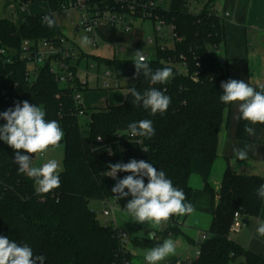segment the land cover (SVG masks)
Wrapping results in <instances>:
<instances>
[{
    "label": "trees",
    "instance_id": "trees-1",
    "mask_svg": "<svg viewBox=\"0 0 264 264\" xmlns=\"http://www.w3.org/2000/svg\"><path fill=\"white\" fill-rule=\"evenodd\" d=\"M3 1V0H0ZM44 1L56 11L68 0H23L34 3ZM117 1V3H116ZM128 0H91L99 7L120 9ZM130 1V0H129ZM185 0H173L169 10H157L159 18L173 25L180 37L172 52H157L156 59L147 61L155 72L170 67L172 78L166 84H151L143 73L133 85L125 88L128 93L123 104L114 107L88 109L77 105L70 88L62 87L50 74L48 66L34 71L24 60L15 58L5 63L0 55V113L17 103L28 101L44 109L46 120H56L64 137V171L60 173V186L47 194L38 195L34 180L18 172L14 162L15 150L0 140V236L21 246L27 244L34 255H43L44 264H124L131 263L133 254L122 243L120 231L114 222L103 224L92 201L106 204L113 202L120 210L131 196L117 199L111 189L118 179L131 173L120 172L114 180L105 176L109 164L128 163L132 159L152 163L157 171L165 172L173 186L182 189L186 202L192 204L194 190L189 185L193 174L203 180V193L212 199V223L205 232L208 239L199 244L200 255L194 260L174 259L169 264H264V255L256 253L230 237L235 213L259 217L264 199L257 189L264 185L263 176L237 174L227 167L222 186L216 191L209 183L213 163L218 159L219 134L225 116L234 102L224 104L222 82L230 80L228 61L223 65L217 56L226 42L224 20L208 10L200 14L186 12ZM22 2V3H23ZM215 0H210V3ZM46 14L24 15L19 21L0 19V48L19 51L26 41L56 40L62 32L56 23L49 28L42 21ZM182 57V59H180ZM99 64L109 65L119 77L134 76L133 59L89 57ZM168 59L187 65L183 75L163 61ZM141 94L150 88L163 91L171 104L163 114L152 115L150 110L133 103L129 88ZM89 116L83 126L79 112ZM149 119L155 135L151 138L131 136L128 125ZM6 121L0 118V125ZM248 121L239 118L238 137L246 140ZM264 130V124H260ZM102 137V139H97ZM22 154V150H20ZM147 184V177L144 178ZM127 191V190H126ZM127 213V212H126ZM177 235L168 229L161 240L150 236L132 240L134 247L151 249L161 245L168 235Z\"/></svg>",
    "mask_w": 264,
    "mask_h": 264
},
{
    "label": "clouds",
    "instance_id": "clouds-1",
    "mask_svg": "<svg viewBox=\"0 0 264 264\" xmlns=\"http://www.w3.org/2000/svg\"><path fill=\"white\" fill-rule=\"evenodd\" d=\"M43 23L49 28L56 25V20L49 15L42 17ZM92 41L88 36H83L80 46L85 48ZM133 61L135 76L141 72L144 77L150 78L151 84H166L173 76L170 67L151 69L142 51L135 52ZM223 94L220 101L224 104L237 102L239 105L240 119L255 125L264 124V84L252 86L241 80L230 79L221 83ZM133 103L150 110L152 115L163 114L171 104V98L163 91L156 88L145 90L143 94L136 88H129ZM42 107L30 104L28 101L17 103L15 108H9L0 113V118L6 121L0 125V140L15 150L14 162L19 165L18 172L26 174L34 180V190L38 195L47 194L60 186V162L49 159L42 166L32 165L30 155H22L20 150L28 154L43 155L48 149L58 147L64 137V132L56 120H46ZM131 136L151 138L155 135L152 120L143 119L128 125ZM248 135H254L253 127L245 126ZM97 139H102L98 137ZM237 160L248 159L247 148L234 149ZM109 170L105 176L114 180L120 172L131 173L118 179L111 189L117 199L131 196L125 205V211L132 221L147 223L150 226H159L167 222L174 215L190 214L194 209L190 202H186V195L182 189L173 186L171 179L166 177L164 171L153 167L152 163L144 160L132 159L128 163H115L108 165ZM147 177V184L144 178ZM127 190V191H126ZM258 197L264 199V185L257 189ZM257 233L264 236V223L257 228ZM154 238V233H150ZM176 246L172 239H166L161 245L151 248L144 254L147 264H159L170 255L175 254ZM43 255H34L27 244L20 245L0 236V264H44Z\"/></svg>",
    "mask_w": 264,
    "mask_h": 264
},
{
    "label": "crops",
    "instance_id": "crops-1",
    "mask_svg": "<svg viewBox=\"0 0 264 264\" xmlns=\"http://www.w3.org/2000/svg\"><path fill=\"white\" fill-rule=\"evenodd\" d=\"M215 6L231 15L225 23L226 42L219 48L217 53L218 57L228 61V74L230 79L231 76H235L237 80L244 81L252 86L264 84V0H215ZM49 9L51 10L50 7ZM34 14L45 13L34 12ZM24 15V13L21 14V16ZM104 31L102 30L106 37L102 35V33H98V36H100L99 42H103L108 46H114L116 53L119 51L118 47L130 45V43L119 45L118 38L115 35L116 32ZM143 35L141 45L147 46L145 44V39L149 36L146 34ZM142 46L141 51L149 54V51L142 49ZM79 49L81 52H84L85 56L95 57L91 51ZM97 57L100 56L97 55ZM125 85H127V83H124L123 88H121L123 93H118L117 95L106 94V96H104L105 98H100L101 105H99L98 108L88 107L85 103L83 107L88 109H99L100 107H114L123 104L128 93L125 89L128 88V86ZM239 117V105L237 102H234L231 111L225 116L224 124L220 130V141L217 151L219 157L213 163L209 177V183L216 191H219L222 186L221 183L227 167L232 168L237 174L264 177V174L258 173L257 167L258 165L264 167V147L257 144L258 141L256 139L257 137L264 140V130L260 128L261 126L258 128L256 124L253 125L249 122L247 126L253 127L255 134L248 135L246 133L247 139H240L237 135ZM244 148H247L248 159L246 161L237 160L234 149ZM234 158L236 161L233 160ZM189 185H191L194 190V195L192 197L194 210L190 214L174 215L167 222L159 226H150L147 223H143L145 226H139L138 231L135 232V238H145L148 236L149 232V234L154 233V237L158 234L157 239L161 240L166 230L171 228L176 231L177 235L170 234L165 238V240L172 239L174 241L176 246L175 254L170 255L165 260L159 262V264H166L174 259H196L197 250L199 248V238L201 234L209 231L211 227L213 218L210 213L212 199L207 194L203 193L205 184H203L201 176L193 174L189 180ZM261 213L259 218L264 215V207ZM112 221H114L118 229L125 232L122 225L120 226L117 223L118 221H116L115 214ZM142 230H144V232H142ZM132 240L130 238V243L128 244L129 246L127 245V248L132 254L137 250V254L143 256L145 252L143 253L142 251H145V249L141 251V248L134 247ZM263 242L264 237L257 236L255 237V241H250L248 245H241L252 249L256 253L264 255ZM146 250L148 251L150 249ZM131 263L136 264L132 261Z\"/></svg>",
    "mask_w": 264,
    "mask_h": 264
},
{
    "label": "built area",
    "instance_id": "built-area-1",
    "mask_svg": "<svg viewBox=\"0 0 264 264\" xmlns=\"http://www.w3.org/2000/svg\"><path fill=\"white\" fill-rule=\"evenodd\" d=\"M173 0H128L126 2H121L122 6L120 9L114 7H99L96 4H92L91 0H68L61 4L59 9L56 11L50 10L49 16L54 18V14L62 13L71 16L73 13L79 15V21L81 22L79 30L83 28L92 41L93 48H97L99 38L98 29H103L107 31L118 32L122 30L125 34L131 33L136 29V20L140 19L142 21L149 20L153 24V37H147L145 39V44L147 46H152L156 49V53H168L172 52L175 48V44L180 42V37L174 32L173 25H171L166 19L159 18L155 15L157 10H169ZM185 10L191 13L192 8L195 4L200 3L201 0H185ZM29 2H23L21 4L22 13L28 11L27 4ZM117 3V1H116ZM209 5V6H208ZM208 6V10L215 14L216 16L222 17L224 20L230 18L228 12H224L215 6V2L207 3L204 8ZM192 14V13H191ZM21 17V16H20ZM57 23V22H56ZM128 46H122L117 52H127ZM134 51H141L135 48H130ZM144 53L146 57V62L149 61V54ZM0 55L3 57L5 63H12L15 58L27 61L31 66H33L34 71L27 74L28 77H34L37 74L38 68L42 66H48L50 74L54 76L57 83L62 87L70 88L72 90V96L77 103L83 107V92L89 90L90 82L89 76H92L97 83L96 87L101 86L105 90H114L123 88L124 83H129L134 81L136 83L137 76L129 77H119L117 71L113 68V71L106 70L103 74L97 73L98 69L101 67L98 62H92L91 59L85 56L84 52H81L76 42H72L69 38L64 37L63 34L59 36L58 39L53 40H40L38 42H32L29 40L24 41L19 51L14 49L3 47L0 48ZM182 59V57H180ZM82 61L85 62V70H81L80 65ZM175 68L183 75L188 74L187 65L185 63L173 61L168 59L163 61ZM84 75L81 78V75ZM85 113L79 112V116H84ZM117 211L116 205L108 201L103 209V224L110 223L111 217H114ZM240 214L235 213L234 222L231 226V231L238 233L241 231L240 224ZM114 222V221H113ZM122 243L127 246L130 243V238L127 233L120 231ZM208 239V235L203 233L199 238L198 245ZM264 243V242H263ZM200 255V249L198 248L196 258ZM132 264V263H124ZM147 264V261H145ZM169 264V263H166Z\"/></svg>",
    "mask_w": 264,
    "mask_h": 264
},
{
    "label": "rangeland",
    "instance_id": "rangeland-1",
    "mask_svg": "<svg viewBox=\"0 0 264 264\" xmlns=\"http://www.w3.org/2000/svg\"><path fill=\"white\" fill-rule=\"evenodd\" d=\"M22 2L23 0L0 1V19L9 18L15 22H18L19 17L22 14V8H21ZM206 3H207V0H201L200 3H197L193 6L191 13L194 15L200 14L203 11L204 5ZM27 8H28V11L24 13L25 15H31V14H34V12L35 13H45V14L50 13V9L47 6V3L44 1H40V2L35 1L34 3L32 2L28 3ZM54 19L56 20L64 37L69 38L73 43L76 42V45L79 48L84 49L85 51H91L95 57L99 55L101 58L105 60H110V61L113 60L114 58L125 60V61L131 60V59L134 60L135 59L134 54L136 51L130 48L133 47L137 50L138 49L141 50V46H142L141 42L143 41L142 36H144L143 34H146L149 37L154 36L152 22L149 20L142 21L138 19L136 20L135 31L125 34L122 30H119L118 32L115 33V35L118 38L119 45L128 44V43L132 45L129 48H127L128 50L127 52H117L116 53L114 46L105 45L103 42H98L97 48H93L92 44H90L89 46L85 48H82L80 46V40L83 36L85 35L87 36V34L83 28H81V30L76 32L77 26H79L81 23L79 21V15L77 13H73L71 14V16H68L67 14L56 13L54 14ZM102 30L103 29H98L97 31L98 33H102V35H104ZM104 36L106 37V35ZM118 49L120 48L118 47ZM142 49L149 51L150 60L156 59L157 53L154 47L143 45ZM91 61L94 62V59L91 58ZM100 66L101 67L97 71V73H99L100 75L103 74L106 70L113 71V68L109 65L102 64ZM80 67H81L80 68L81 70H85L86 67H85L84 61H82V64L80 65ZM32 68L33 66H31V69ZM83 77L84 75H81V78ZM88 78L90 82L89 90L84 91L82 95L83 97L82 103L83 104L85 103L88 107L98 108L99 105H101L100 98H105L104 96H106V94L117 95L118 93L119 94L123 93L121 89H114V90L103 89L101 86V81H100V86L97 88L95 79L92 76H89ZM231 79H236V78L235 76H231ZM134 83H135L134 81H131L127 83V85L125 86L129 87L133 85ZM88 120H89V116L87 115L82 116L80 118L81 125L84 126L88 122ZM256 125L259 128L260 126L259 123H257ZM256 139L258 141L257 144L264 147V140L257 138V137ZM64 152H65V145L60 143L58 147H55V148L50 147L48 151L43 155L37 154L36 157H32V154H28L24 150H22V155H30V158L33 159L32 165L36 167L42 166L49 159H56L60 162V169H61L60 173H61L64 171V168H65L64 167ZM233 160L236 161L235 158ZM257 167H258V173L264 174V167H260L259 165ZM90 204H91V208L97 212V218L101 221V223H103L104 219L102 216V212H103V209L105 208V204L100 203L98 201H92ZM115 218H116V221H118L117 223L120 226L122 225L123 229L125 230V233L129 235L131 240L135 238L136 236L135 232L138 231L139 226L141 225L145 226L142 223L132 221L129 214L120 210L118 206H117V212L115 213ZM112 219L113 218L111 217V220ZM261 223H264V215L259 218V217H253V216L244 214L241 216V219H240L241 231L238 233L231 231L230 237L233 241L239 244L248 245L250 241H255V237L260 236L257 233V228ZM142 232H144V230H142ZM260 237H264V236H260ZM140 250L142 251L144 249H140ZM142 252L146 253L147 250L145 249V251H142ZM137 253H138L137 250H135L133 253L134 257L132 259V262H135L136 264L138 263L145 264V259H144L145 253L143 254V256H140Z\"/></svg>",
    "mask_w": 264,
    "mask_h": 264
},
{
    "label": "water",
    "instance_id": "water-1",
    "mask_svg": "<svg viewBox=\"0 0 264 264\" xmlns=\"http://www.w3.org/2000/svg\"><path fill=\"white\" fill-rule=\"evenodd\" d=\"M78 31H79V27L76 28V32H78ZM221 61H222L223 65L226 63L224 58H222ZM32 157H36L35 154H32Z\"/></svg>",
    "mask_w": 264,
    "mask_h": 264
}]
</instances>
